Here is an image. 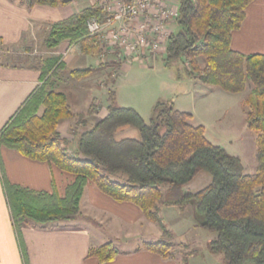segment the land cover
Returning <instances> with one entry per match:
<instances>
[{"label": "trees", "instance_id": "1", "mask_svg": "<svg viewBox=\"0 0 264 264\" xmlns=\"http://www.w3.org/2000/svg\"><path fill=\"white\" fill-rule=\"evenodd\" d=\"M74 1L27 0V6L56 8ZM254 1L180 0L177 30L168 39L164 58L166 67L182 61L190 79L227 93H244L252 84L243 107L248 128L256 135L253 174L245 173L240 158L211 143L204 126L192 123V114L177 110L172 102L158 101L146 122L134 108L119 106L112 88L108 89L107 115L78 135L76 154L69 152L59 127L73 119L85 125L86 115L74 114L67 96L51 88V79L65 68L62 57L41 62L43 84L0 132V147L47 162L76 178L64 195L33 191L4 179L25 264L21 226L75 220L88 182L117 202L135 204L147 220L160 226L163 240L142 248L164 259H175L178 254L162 223L161 209L192 207L201 216L199 226L215 234L208 245L211 253L222 255L226 264H264V55H244L231 46L233 33L242 27ZM91 18L102 22L107 13L102 8H86L51 25L44 46L53 50L69 42L79 45L86 55L101 57L104 48L88 31ZM106 66L113 68L107 78H118L121 63ZM90 71L75 70L71 75L82 78ZM125 128L136 129L139 138L119 139L118 133ZM202 172L210 175L211 182L200 191L188 190L186 185ZM119 255L113 242L88 251V257L101 264Z\"/></svg>", "mask_w": 264, "mask_h": 264}, {"label": "crops", "instance_id": "2", "mask_svg": "<svg viewBox=\"0 0 264 264\" xmlns=\"http://www.w3.org/2000/svg\"><path fill=\"white\" fill-rule=\"evenodd\" d=\"M119 1L121 0H108L107 5L115 8ZM104 3L103 0H75L64 7L34 6L30 8L27 6V0H0V132L42 86L41 62L53 56H61L65 68L51 79V88L64 93L67 98L70 95L77 97L76 108L70 105L72 111L74 114L86 115L85 125H80L78 119H73L59 127L62 137L68 141V151L77 153L78 135L90 129L107 115V107L110 104L108 85L111 83L107 84L108 88H105L104 79L111 71L104 64L102 57L84 54L79 45L63 42L58 48L51 50L44 46V40L51 25L68 19L83 9L102 8L108 16L106 9L108 6ZM162 3L169 9L178 10L180 0H163ZM153 11L151 9L150 13L142 16L133 25L134 30H137L139 24L151 19ZM119 26V23H114L104 32L105 36L108 37L111 32L118 31ZM164 26L167 37L160 42V50L154 52L149 46L138 48L130 55L118 46L99 40L104 48V54L109 59L108 63H121L120 71L122 75L123 73L125 75L135 65L139 66V70H144L150 68L147 63L164 61L168 38L177 30L176 20H168ZM146 37L149 42H155L157 36L148 33ZM231 46L234 51L244 55H264V0H255L248 6L242 27L232 35ZM87 69H91L90 73L82 78L71 75L72 71ZM177 81L182 83L185 80L179 77ZM186 82L189 83L185 91L182 90L175 97L170 95V98L165 100L172 102L177 110L192 114V111L185 110L181 104L193 98L194 92L205 87L199 81L190 78ZM172 86L176 87L175 84ZM112 89L115 91V84ZM104 96L107 97L105 105L102 102ZM245 99L246 97L242 98L239 104L246 120L247 115L243 107ZM182 100L184 101L181 102ZM93 106L96 107L95 112ZM89 112L91 114H88ZM128 130L130 128L121 130L117 136L124 132L130 134L131 131ZM253 134L255 151L251 147L252 155L256 153V135ZM134 137L123 136L119 139ZM232 156L242 161L240 154ZM75 178V175L64 172L47 162L31 160L16 150L0 147V264H25L20 240L16 234L4 192V179L11 184L33 191H57L60 195H64L66 188L74 182ZM191 183L186 185L187 189ZM164 208L161 209V218ZM154 224L146 219L141 209L135 204L117 202L102 193L94 182H88L82 197L80 215L75 220L47 225L29 222L21 226V238L26 249L28 264H101L98 259L89 258L88 251L92 247L112 242L117 227L139 228L138 232L154 235L157 232L153 227L156 225ZM149 239L143 240L132 250L119 249L120 255L106 264H180L177 257L164 259L158 254L143 249L145 243H153Z\"/></svg>", "mask_w": 264, "mask_h": 264}, {"label": "rangeland", "instance_id": "3", "mask_svg": "<svg viewBox=\"0 0 264 264\" xmlns=\"http://www.w3.org/2000/svg\"><path fill=\"white\" fill-rule=\"evenodd\" d=\"M108 60H105L106 64ZM147 64L150 65V68L139 70V66L135 65L125 75L124 73L122 75L119 70L118 78L112 76V78L104 79V87L106 88L107 83L109 84L112 80H115L117 104L121 107L138 109L141 112L138 111L139 114L146 122H149L154 108L152 104L158 101L167 102L166 100L170 98V95L175 97L182 90L185 91L188 88L189 82H186V80L189 79V75L182 61L173 62L170 67H166L164 61ZM110 71H113V68H110ZM179 77L185 81L178 82L177 78L179 80ZM174 84L176 87L172 86ZM108 86L113 88L111 84ZM202 86L205 88L194 92L193 98H190L181 106L185 110L192 111L194 116L192 123L196 126H204L206 137L211 143L224 148L229 155L240 154L246 174L254 173L256 160L255 153L252 155L251 152V147L255 151V143L252 139L254 132L248 128L245 114L239 104L241 99L247 97L251 92L252 84L249 83L246 92L242 94L223 92L219 88H212L204 84ZM105 96L104 100L102 99L104 105L107 99ZM68 102L73 108H76L77 97L74 95L68 96ZM128 131L133 134L124 132V134L117 137L135 136L134 138H139V132L136 129L130 128ZM210 182V175L202 172L190 184L188 190L192 192L200 191ZM200 217L192 207L185 211L178 208H164L162 223L172 235V242L175 244L178 254L176 255L177 259L180 260V264H226L222 255L210 252L208 245L215 234L199 226ZM153 227L156 229L157 234L151 235L138 232L139 228L127 229L119 226L112 242L120 250H132L140 245L143 240L149 238L150 242L163 240V231L160 226L156 224ZM187 253L189 255L187 256V263H185L184 256Z\"/></svg>", "mask_w": 264, "mask_h": 264}, {"label": "built area", "instance_id": "4", "mask_svg": "<svg viewBox=\"0 0 264 264\" xmlns=\"http://www.w3.org/2000/svg\"><path fill=\"white\" fill-rule=\"evenodd\" d=\"M103 2L107 5L108 0H103ZM162 2L163 0H121L115 8L107 5L106 9L109 14L105 21L101 22L95 18L88 21L89 34L98 37L100 41L108 42L112 46H118L130 55L135 53L138 48L149 46L153 52L158 51L161 48L160 42H163L167 37L164 23L168 20H176L178 17V10L169 9ZM151 9L154 10L153 17L139 24L137 30H134L133 25L142 16L150 13ZM116 22L120 24L119 30L111 32L106 37L104 32ZM148 33L157 36L155 42L147 40ZM101 57L103 62L107 60L106 54Z\"/></svg>", "mask_w": 264, "mask_h": 264}]
</instances>
